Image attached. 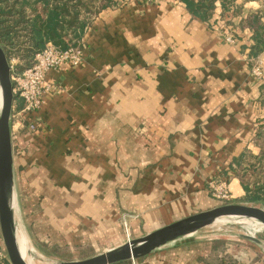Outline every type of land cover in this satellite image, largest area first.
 Segmentation results:
<instances>
[{
    "label": "crops",
    "instance_id": "obj_1",
    "mask_svg": "<svg viewBox=\"0 0 264 264\" xmlns=\"http://www.w3.org/2000/svg\"><path fill=\"white\" fill-rule=\"evenodd\" d=\"M256 30L264 39V0L217 1L208 21L177 0L99 14L82 63L47 74L56 90L33 115L39 131L12 130L21 211L39 250L100 253L129 241L124 217L132 240L245 196L231 166L264 150ZM222 180L230 203L210 193ZM180 245L137 264H205L200 245Z\"/></svg>",
    "mask_w": 264,
    "mask_h": 264
},
{
    "label": "trees",
    "instance_id": "obj_2",
    "mask_svg": "<svg viewBox=\"0 0 264 264\" xmlns=\"http://www.w3.org/2000/svg\"><path fill=\"white\" fill-rule=\"evenodd\" d=\"M119 1L0 0V45L10 63L13 58L20 60L17 70L23 72L48 43L64 49L78 46L99 14L108 8L118 7ZM177 1L185 3L193 17L201 21L210 19L217 1L226 9L233 6V0ZM252 19L250 24L258 26L259 15ZM254 38L257 44L251 52L253 57L264 51V39L258 30ZM231 168L241 181L245 192L243 199L264 202V150L259 155L243 154L234 160ZM0 264L11 262L5 256L0 259Z\"/></svg>",
    "mask_w": 264,
    "mask_h": 264
},
{
    "label": "water",
    "instance_id": "obj_3",
    "mask_svg": "<svg viewBox=\"0 0 264 264\" xmlns=\"http://www.w3.org/2000/svg\"><path fill=\"white\" fill-rule=\"evenodd\" d=\"M0 229L5 250L11 264H28L18 243V215L21 206L14 168V150L12 142V113L15 96L13 94L12 69L8 57L0 45ZM15 193L17 210L14 209ZM244 219L264 223V208L248 204H225L214 209L195 214L166 227L132 239L118 247L107 249L83 260L51 261L40 264H119L145 258L157 251L171 248L183 241L195 238L205 229L226 224H243ZM22 221V220H21ZM24 227V226H23ZM27 235V228H25ZM243 237L264 249V243L257 237L244 233ZM35 247V246H34ZM36 248V247H35ZM35 264V263H34Z\"/></svg>",
    "mask_w": 264,
    "mask_h": 264
},
{
    "label": "built area",
    "instance_id": "obj_4",
    "mask_svg": "<svg viewBox=\"0 0 264 264\" xmlns=\"http://www.w3.org/2000/svg\"><path fill=\"white\" fill-rule=\"evenodd\" d=\"M149 3L158 4L162 0H146ZM225 40L228 43H235L232 35L227 34ZM84 41L76 47L64 49L53 43H48L46 47L35 55L33 64L23 72L16 71V61L10 63L12 69L13 94L15 101L12 113V130L21 132L27 130L28 133H37L41 122L33 115L42 109L45 105L46 97L56 90V87L46 81L49 72L58 70L63 66H69L71 69L77 68L83 61ZM253 75L257 79L263 78L262 64L256 63L253 66ZM22 103L20 107L19 103ZM16 128V129H15ZM211 195L221 201L229 202L232 200V193L229 189V182L226 180L212 181L209 184ZM123 226L128 234L129 230L126 217L123 220ZM0 249V257L2 256ZM119 264H137L136 260L123 262Z\"/></svg>",
    "mask_w": 264,
    "mask_h": 264
},
{
    "label": "rangeland",
    "instance_id": "obj_5",
    "mask_svg": "<svg viewBox=\"0 0 264 264\" xmlns=\"http://www.w3.org/2000/svg\"><path fill=\"white\" fill-rule=\"evenodd\" d=\"M126 2L127 0H120L118 7L124 5ZM14 60L16 61V71L19 72L17 70V65H19L20 60L13 58L12 61ZM250 186L253 187V184L251 183ZM243 198H241L236 204L242 203L248 205H257L259 207L264 208V202L254 203L244 200ZM19 200L21 204L20 196ZM230 202L232 201L223 203L225 204ZM17 207V201L15 198V210H17ZM18 217L19 224L20 226L22 225L23 230L19 228L17 234L21 233L28 239L30 243L31 257L35 259V264L50 263L51 261L68 262L75 260H83L92 257L96 254H99L98 252L96 253L95 248H91L89 246L83 249H78V252L76 253L69 252L67 246H49L48 244L42 245L40 247L41 249L39 250V248L33 243L31 237L25 232L26 220L24 218V215L22 214L21 216L20 214L18 215ZM243 225L244 224L232 223L220 227H215L209 230L205 229L201 231L199 235H197L195 238L180 243L181 245L179 246V248L200 245L202 247V253L204 254L202 257V261L205 264H264V249L243 237L244 233H246L243 229L245 225ZM257 237H259V239L262 240L264 243V237L261 236V234H257ZM0 249L2 250V256L0 257V259H2L7 256V253L2 239L1 229ZM167 250H169V248H167Z\"/></svg>",
    "mask_w": 264,
    "mask_h": 264
},
{
    "label": "bare ground",
    "instance_id": "obj_6",
    "mask_svg": "<svg viewBox=\"0 0 264 264\" xmlns=\"http://www.w3.org/2000/svg\"><path fill=\"white\" fill-rule=\"evenodd\" d=\"M0 102H1V89H0ZM12 197H13V204L15 209V198H16L15 193L12 195ZM243 221H244L243 224L245 225V226L243 225L244 226L243 229L247 234L252 236L261 234V236L264 237V223L251 219H244ZM17 236H18V243L21 248V252L25 261L28 264H34L35 259L31 257L30 243L28 239L21 233L17 234Z\"/></svg>",
    "mask_w": 264,
    "mask_h": 264
}]
</instances>
